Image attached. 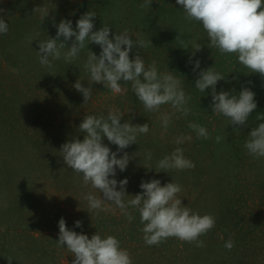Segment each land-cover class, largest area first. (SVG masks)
<instances>
[{
	"label": "rangeland",
	"instance_id": "374dc122",
	"mask_svg": "<svg viewBox=\"0 0 264 264\" xmlns=\"http://www.w3.org/2000/svg\"><path fill=\"white\" fill-rule=\"evenodd\" d=\"M142 2L0 0V18L9 25L7 34H0V264H8L7 256L13 258L12 264H72L73 254L66 245L57 243L61 218L69 230L89 239L97 232L102 238L116 237L121 248L130 253L132 264H264V157L254 158L244 147L252 128L264 122V77L239 64L234 54L221 55L218 49L210 48L202 24L186 20L176 0H151L148 8L139 7ZM43 6L49 10L44 20L34 13L36 7ZM89 11L96 13L93 30L108 25L110 39L127 29L134 41H151L152 45L144 49L134 47L130 59L139 54L146 67L155 61L158 72L173 71L171 74L182 81L185 94L191 97L188 116L173 115L165 133L159 117L172 113L170 105L148 112L131 83L120 81L126 88L120 95L103 84L91 83L83 64L90 51L99 57L102 49L94 43L71 63L61 58L53 61L52 68L41 66L38 44L56 37L53 22L71 21L75 30L76 22ZM74 39L67 41L68 47ZM195 43L202 47L193 56L191 45ZM196 60L200 69L194 72ZM211 67L225 76L217 83V93L224 90L238 95L243 88L255 93L257 108L247 126L228 125L227 119L212 112L211 87L203 93L195 88L199 71ZM78 80L92 89L87 104L74 88ZM113 108L123 114L122 124L130 121L150 127L124 150L132 157L127 169L117 168L115 179L128 180L125 202L142 192V181L155 178L162 186L178 183L182 206L216 219L215 227L199 237L205 247L176 238L148 246L140 231L144 225L139 212L129 209L135 217L129 223L111 202L105 205L108 211L88 212L85 194L91 192L98 198L102 194L85 186L82 175L67 167L61 146L75 139L83 141L79 126L86 115H107ZM189 122L206 127L210 138L198 139ZM180 135H191L192 140L177 145L174 139ZM217 136L223 137L220 143ZM103 143L117 151L118 146L106 137ZM177 147L184 149V156L195 163V168L157 173V161ZM149 151L151 161L145 159ZM122 156L120 152L117 158ZM77 220L82 221V227H75ZM229 239L235 243L231 251L224 247Z\"/></svg>",
	"mask_w": 264,
	"mask_h": 264
},
{
	"label": "clouds",
	"instance_id": "9594fccd",
	"mask_svg": "<svg viewBox=\"0 0 264 264\" xmlns=\"http://www.w3.org/2000/svg\"><path fill=\"white\" fill-rule=\"evenodd\" d=\"M183 7L185 19L202 24L210 41V48L218 49L221 55L234 54L238 63L247 68L251 73H259L264 77V0H176ZM151 0H143L141 8L151 6ZM34 13H39L42 20L49 15V10L36 7ZM96 13L89 11L82 15L73 29L71 21L62 20L58 25L55 38L39 41V62L46 68L53 67V61L63 58L71 63L79 56V53L94 43L99 45L102 51L99 57L92 51L87 55L83 67L90 75L91 83L103 84L114 95L123 94L125 85L131 83L132 91L148 112H159L161 106L170 105L172 113H163L159 119L161 127L166 133L172 122V116L179 113L188 116L192 109L188 107L190 96L185 94L182 81L172 75L173 71L160 73L156 62L148 67L144 59L137 54L135 59H130V53L134 47L144 49L151 41L136 38L134 41L125 29L115 34L110 39V27L106 24L94 31V17ZM8 23L0 18V34H7ZM38 35V33H37ZM72 41L71 47L67 41ZM62 38V39H61ZM29 42L32 38L29 37ZM179 39V38H178ZM152 45V44H151ZM193 56L201 49L199 43L191 45ZM190 57L189 63H192ZM200 69V61L194 62L193 71ZM225 76L214 71V67L199 71V79L195 82V88L200 92H206L211 87L212 112L223 116L229 121L228 125L247 126L250 115L257 108L255 93L249 88H243L238 95L229 91L217 93L216 86ZM90 83V84H91ZM74 88L83 94L85 104L92 98L91 87L85 88L78 80ZM130 110L129 112H131ZM123 114L118 109H110L107 115L99 117L86 115L80 124V132L84 134L83 141L75 139L61 146V153L65 164L78 175H82L83 184L90 185L98 190L102 197H97L91 192L85 194L88 202L89 213L91 211H108L106 203L111 202L121 210V213L131 223L135 217L129 209H134L140 214V222L144 226L143 239L148 246H159L169 238H176L184 242L194 243L196 247L203 248L205 243L199 239L215 227L216 219L210 214L203 216L193 213L189 207L182 206V199L178 194L182 191L181 185L169 182L161 184L159 179L142 181V192L131 196L125 202L128 180L125 178L117 181V168L125 171L132 159L124 151L130 145L136 143L138 136L149 132V125H133L130 121L121 123ZM134 118V114L133 117ZM259 118V117H258ZM188 127L195 132L198 139H209L210 134L206 127L189 122ZM239 132V129H236ZM117 145V151L113 152L103 143L104 138ZM216 142L220 143L223 137L217 136ZM191 135L175 137L177 145L191 141ZM248 154L254 158L264 157V122L253 127L244 143ZM123 152L121 158L118 153ZM147 161L152 160L151 151L145 155ZM152 170L150 166H144ZM195 163L184 156V149L177 147L170 155L157 161L155 171L168 173L171 170L184 171L194 169ZM110 177H112L110 179ZM119 183V191L117 186ZM58 246L65 247L74 256L72 264H132L130 253L121 248L120 241L111 235L102 238L97 232L91 239L85 234H78L69 230L64 218L58 223ZM75 227H82V221L77 220ZM235 246L229 239L224 247L231 251ZM8 264H12L13 258L7 256Z\"/></svg>",
	"mask_w": 264,
	"mask_h": 264
},
{
	"label": "trees",
	"instance_id": "16d2710c",
	"mask_svg": "<svg viewBox=\"0 0 264 264\" xmlns=\"http://www.w3.org/2000/svg\"><path fill=\"white\" fill-rule=\"evenodd\" d=\"M217 155H218V154H216V156L214 155V158H217ZM214 160H216V159H214Z\"/></svg>",
	"mask_w": 264,
	"mask_h": 264
}]
</instances>
